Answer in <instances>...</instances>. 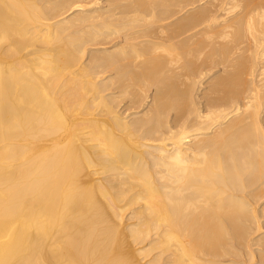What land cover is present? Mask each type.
I'll return each mask as SVG.
<instances>
[{"label":"bare ground","instance_id":"6f19581e","mask_svg":"<svg viewBox=\"0 0 264 264\" xmlns=\"http://www.w3.org/2000/svg\"><path fill=\"white\" fill-rule=\"evenodd\" d=\"M195 1L0 0V264L256 259L264 0ZM188 61L223 65L204 108Z\"/></svg>","mask_w":264,"mask_h":264},{"label":"rangeland","instance_id":"374dc122","mask_svg":"<svg viewBox=\"0 0 264 264\" xmlns=\"http://www.w3.org/2000/svg\"><path fill=\"white\" fill-rule=\"evenodd\" d=\"M109 1H111L112 2V4H111V2H109ZM119 1H122V0H101V2L97 5V6H99V12H102L103 10H104V12H106L107 10H108V8H109V6H113V5H115V3L117 4ZM135 1H137V0H135ZM198 0H196L195 2L196 3H192V5L191 4H189V5H184L185 7H186V9L185 8H183V10H185V11H182L180 14H177L178 16H174L175 18H177V17H180V16H184V15H188V14H192V13H195L196 12V10H201V9H203V7L205 8V6L206 5H209L210 6V0H199L198 2H197ZM229 2V3H232V1H230V0H226V2ZM209 2V3H208ZM227 2V3H228ZM101 4V5H100ZM201 4V5H200ZM204 4V5H203ZM195 5V6H194ZM232 5V4H231ZM107 6H108V8H107ZM194 6V7H193ZM200 6V7H199ZM191 7H193V8H191ZM196 7H197V9H196ZM206 7H208V6H206ZM229 7V6H228ZM103 8V9H102ZM106 8V9H105ZM189 8V9H188ZM193 9V10H192ZM196 9V10H195ZM102 10V11H101ZM186 10L188 11V13L186 12ZM238 13H239V11L238 10H236ZM184 12H185V14H184ZM189 12H191V13H189ZM220 12H222V11H218L217 12V14L219 15V17L220 16H222L223 14H219ZM233 13L234 15H235V17L238 15V13ZM70 13V12H69ZM68 13V14H69ZM222 13H225V12H222ZM184 14V15H183ZM107 15V14H106ZM225 15V14H224ZM224 15L222 16V17H220V18H222L221 20L223 21V20H225V21H229L231 18H233L234 17V15H231V17L227 14V15H225L226 17H225V19H223L224 18ZM65 16H67V14L65 15ZM233 16V17H232ZM228 17H229V19H228ZM234 17V18H235ZM226 19H228V20H226ZM167 22V21H166ZM172 21H168L167 23H171ZM149 25H153V24H149ZM148 25V26H149ZM190 33V32H189ZM144 39V38H143ZM113 44H111V43H105V42H101L100 44H96V45H89V46H87V51H88V53L90 52V54H88V53H86L87 55H85L86 57H84V60H85V58H86V62L90 59V58H88V56H90V55H94V53H95V56H96V54H98V56H99V53H100V55L103 53V52H110L112 49H110V47L112 46ZM106 47H108V48H106ZM96 48V49H95ZM103 48V49H102ZM190 49H191V47H189ZM189 48H184L182 51V53H184V55H186V54H188V53H186L185 52V50H190ZM95 49V51H93ZM98 49H100V50H102L101 52H100V50H99V52L98 51H96V50H98ZM192 49H193V47H192ZM194 50V49H193ZM93 52V53H92ZM188 56V55H187ZM88 58V59H87ZM191 61V60H190ZM190 61H188L190 64H188V65H192V67L191 68H193V70L195 71L194 72V74H195V76L193 75L192 76V79H193V81H194V83L195 84H193V86H192V94H193V96L195 97V99H197L196 101L200 104V106H201V108L203 107L204 108V106H205V104H206V98L208 97V95L210 94H208V92H210V90H211V88L215 85V82H217L218 80H216L215 79V81H214V78H218V76H220L221 74H223V71H224V69H223V65H219V66H209L208 68L206 67V66H208L207 64H208V61H206L205 63H206V65H205V68H204V64L205 63H202V64H200V66H202L201 68H200V66L198 65H196L195 66V64H194V62L193 63H191ZM203 61H205V59L203 60ZM201 63V62H200ZM193 64H194V67H193ZM183 66H181V68H182ZM133 68V67H132ZM132 68H129V69H132ZM197 69V71L198 72H196V69ZM199 68H200V70H199ZM185 70V67L184 68H182V70H179V71H181L180 72V74H178L177 73V75H178V80H177V83H178V89L179 90H182L181 88H182V86L180 85V83H183L182 82V80L184 81V77H185V75H186V72L184 71ZM203 72V73H202ZM193 73V72H192ZM197 73V74H196ZM184 74V75H183ZM109 75V76H108ZM179 75H180V77H179ZM225 76V73H224V75H223V77ZM105 79V78H107V80H110V79H112L113 78V76H112V74L110 73V72H107V73H105L104 74V76L102 75L101 77H99L98 78V80H103V79ZM180 78V79H179ZM220 78H222V76H220ZM155 90V87H152L151 89H150V91H149V93L153 96L154 95V91ZM107 93V92H106ZM124 109H121V111L120 112H122ZM173 116V113H171L170 114V116H169V118H171ZM132 116H130L129 118H131ZM258 210H259V215H260V219H261V221L263 222L262 223V225L264 226V201H262L259 205H258ZM134 209L135 208H131V209H128L127 211H125L124 212V215H123V218H122V224H126L125 226H127V227H130V226H132L133 225V223H136L137 222V220L136 219H133V218H131V216H132V214H133V211H134ZM129 229V228H128ZM262 232L264 233V231L262 230ZM262 232H261V234H262ZM147 245V243H144V244H134V246H132V249L133 250H135L136 251V253L138 252V254L141 252V249L142 248H144L145 246ZM138 249V250H137ZM253 250H254V253H256L257 255H256V259L254 260V261H252V263L251 264H263V263H261V261H264V260H262L263 258H264V254H261L262 252L261 251H263L264 252V247L262 246V247H260V246H258V245H255V246H253ZM256 251V252H255ZM258 252V253H257ZM261 255V256H260ZM141 256V257H140ZM142 256H143V258H142ZM144 257V255L143 254H140L139 255V260H140V262L142 263V264H147L149 261H151L152 259V256H150V257H147V258H145ZM250 264V263H249Z\"/></svg>","mask_w":264,"mask_h":264}]
</instances>
